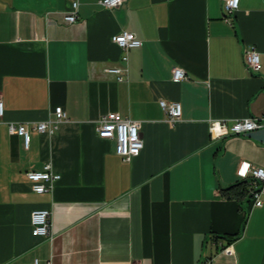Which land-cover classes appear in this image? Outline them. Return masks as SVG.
Wrapping results in <instances>:
<instances>
[{"label": "crops", "instance_id": "1", "mask_svg": "<svg viewBox=\"0 0 264 264\" xmlns=\"http://www.w3.org/2000/svg\"><path fill=\"white\" fill-rule=\"evenodd\" d=\"M99 1L79 0L68 23L72 0H0V264H264V205L222 193L243 161L264 168V127L213 140L209 126L264 115V0H240L228 18L224 0ZM122 31L143 45L121 49ZM162 100L181 103L179 121ZM56 107L67 119L36 131ZM113 112L141 122L131 161L98 135ZM10 122L27 125L29 145ZM47 163L61 178L39 194L27 173ZM36 209L51 211L50 237L33 235Z\"/></svg>", "mask_w": 264, "mask_h": 264}, {"label": "built area", "instance_id": "2", "mask_svg": "<svg viewBox=\"0 0 264 264\" xmlns=\"http://www.w3.org/2000/svg\"><path fill=\"white\" fill-rule=\"evenodd\" d=\"M127 0H100L99 4L107 9L118 8L126 3ZM79 0H72V9L64 15V20L68 23H75L79 16ZM240 6V0H224V9L226 17L233 15ZM121 49L127 51L131 48H138L143 45V41L134 33L122 31L113 38ZM245 62L248 69L254 73L261 71L262 62L261 55L255 46H249L245 51ZM124 62H128V57H123ZM121 68L112 69V73H120ZM173 79L176 82L187 79V72L180 68L173 69ZM162 108L169 114V122L174 124L182 117V105L179 102H160ZM55 118L49 117L47 120L36 123L34 128L42 133L53 135L58 129L60 123L67 119V114L62 107L54 109ZM5 115V104L0 97V124ZM98 135L102 139H108L116 142V152L119 156L127 161H131L138 156L144 149L145 143L141 136V122L124 117L119 113H109L104 115L98 121ZM210 135L213 140L226 139L230 136L248 135L251 132L264 127V116L262 117H246L234 121L229 124L227 120L211 119L209 122ZM9 131L11 134H17L24 137L25 142L29 145L30 132L25 124L15 122L9 123ZM238 176L242 180L252 182L251 195L254 206L261 207L264 205V168L252 165L250 162L243 161L237 171ZM28 179L33 183V191L39 194L52 192L55 182L61 178V175L53 171L51 163H47L43 171H32L27 173ZM51 211L48 209H36L31 214L32 233L38 237L51 236ZM230 254L232 247L229 246L224 250ZM24 264H39V259L26 262ZM201 264H209L203 261Z\"/></svg>", "mask_w": 264, "mask_h": 264}, {"label": "trees", "instance_id": "3", "mask_svg": "<svg viewBox=\"0 0 264 264\" xmlns=\"http://www.w3.org/2000/svg\"><path fill=\"white\" fill-rule=\"evenodd\" d=\"M252 182L249 180L239 181L237 184L232 185L222 190L223 195L229 200H236L239 203L246 202L252 205ZM236 237L230 239V243L234 241ZM229 243V244H230Z\"/></svg>", "mask_w": 264, "mask_h": 264}, {"label": "rangeland", "instance_id": "4", "mask_svg": "<svg viewBox=\"0 0 264 264\" xmlns=\"http://www.w3.org/2000/svg\"><path fill=\"white\" fill-rule=\"evenodd\" d=\"M263 116H264V115H263ZM261 117H262V116H261ZM44 121H45V120H44ZM40 122H43V121H40ZM40 122H38V123H40ZM34 126H35V125H34ZM34 129H35V128H34ZM35 130H36V129H35ZM36 131H38V130H36ZM38 132H39V131H38ZM41 133H42V132H41ZM141 136H142V135H141ZM142 138H143V137H142ZM116 153H117V152H116ZM239 178H240V177H239ZM240 179H241V178H240ZM241 180H242V179H241ZM242 181H245V180H242ZM255 207H256V206H255ZM261 207H262V206H261ZM230 245H231V243H230ZM227 247H229V246H227ZM227 247H225V249H226ZM225 249H224V250H225ZM231 253H232V252H231ZM231 253H230V254H231Z\"/></svg>", "mask_w": 264, "mask_h": 264}]
</instances>
